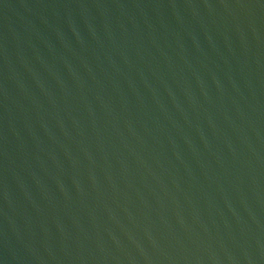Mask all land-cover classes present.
I'll return each mask as SVG.
<instances>
[{
	"label": "water",
	"instance_id": "obj_1",
	"mask_svg": "<svg viewBox=\"0 0 264 264\" xmlns=\"http://www.w3.org/2000/svg\"><path fill=\"white\" fill-rule=\"evenodd\" d=\"M0 264H264V0H0Z\"/></svg>",
	"mask_w": 264,
	"mask_h": 264
}]
</instances>
